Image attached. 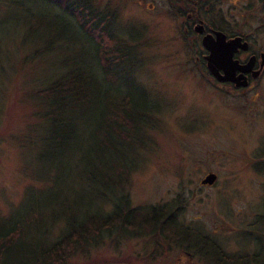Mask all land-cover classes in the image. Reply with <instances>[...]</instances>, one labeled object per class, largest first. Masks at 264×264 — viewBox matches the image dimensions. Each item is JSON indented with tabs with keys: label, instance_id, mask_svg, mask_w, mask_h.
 <instances>
[{
	"label": "rangeland",
	"instance_id": "374dc122",
	"mask_svg": "<svg viewBox=\"0 0 264 264\" xmlns=\"http://www.w3.org/2000/svg\"><path fill=\"white\" fill-rule=\"evenodd\" d=\"M91 2L98 10L109 5L107 0ZM9 5L16 4L0 0V227L5 228L29 205L48 209L49 201L67 198L97 208L102 202L86 194L76 177L82 166L79 153L55 161L59 166L37 161L46 125L40 119L43 101L34 92L51 81L59 69L58 58H28L38 40L50 34L31 38L25 29L28 12ZM42 6L69 22L71 28L62 37L87 40L73 16L51 4ZM116 6L113 32L143 44L139 54L145 65L135 76L143 93L159 107L144 134V148L127 146L126 158L138 168L124 187L128 199L133 207L177 202L179 222L215 239L228 255L253 257L264 247V81L255 95L243 98L204 92L199 76L187 70V52L177 40H168L165 24L158 19L152 23L153 12L147 14L133 0ZM82 47L87 53L88 47ZM211 172L216 181L199 185ZM109 208L110 204L100 207L106 213ZM22 226V242L45 237L46 245L64 230L57 221L43 237ZM120 237L104 234L98 244L72 250L67 264H209L195 253L185 256L174 241L164 240L155 249L148 235ZM15 255L14 264L25 260ZM249 262L259 264L261 259Z\"/></svg>",
	"mask_w": 264,
	"mask_h": 264
},
{
	"label": "trees",
	"instance_id": "16d2710c",
	"mask_svg": "<svg viewBox=\"0 0 264 264\" xmlns=\"http://www.w3.org/2000/svg\"><path fill=\"white\" fill-rule=\"evenodd\" d=\"M3 1L28 12L25 29L31 38L50 34L38 40V48L28 58H58L55 77L34 92V97L43 101L40 119L46 125L37 161L59 166L58 162L79 153L77 161L82 166L76 177L84 183L86 194L102 202L97 208L67 198L49 201L48 209L29 205L9 227H0V264H14L15 254L25 259L18 264H67L72 250L96 245L104 234L120 239L148 235L155 249L164 240L174 241L189 256L195 253L209 264H249L259 259V264H264V247L253 257L228 255L215 239L179 222L177 202L133 207L128 199L124 187L138 168L135 161L126 158L127 146L144 148L148 140L144 134L159 107L143 93L135 76L145 65L139 54L143 44H136L135 37L125 40L114 34L117 15L105 13L106 8L96 9L91 0H30L29 4L27 0H20L21 4ZM42 4H51L73 16L87 40L62 37L71 28L69 22L46 12ZM83 44L88 47L87 53ZM50 176L55 185V173ZM106 204H110L107 213L100 209ZM57 221L64 230L55 241L44 244L45 232ZM22 224L44 238L22 242Z\"/></svg>",
	"mask_w": 264,
	"mask_h": 264
},
{
	"label": "flooded vegetation",
	"instance_id": "af4514ba",
	"mask_svg": "<svg viewBox=\"0 0 264 264\" xmlns=\"http://www.w3.org/2000/svg\"><path fill=\"white\" fill-rule=\"evenodd\" d=\"M120 1L107 0L105 13L116 14ZM133 3L147 14L153 12L152 23L158 19L165 24L171 35L168 40H177L183 46L189 56L187 70L199 76L204 92L242 98L255 95L264 81V0Z\"/></svg>",
	"mask_w": 264,
	"mask_h": 264
},
{
	"label": "water",
	"instance_id": "95a60500",
	"mask_svg": "<svg viewBox=\"0 0 264 264\" xmlns=\"http://www.w3.org/2000/svg\"><path fill=\"white\" fill-rule=\"evenodd\" d=\"M204 44H205V41L203 40ZM216 178L217 176L214 175L213 172L211 173H207L206 176H204L202 179H201V183L200 184H204V185H208L210 186L213 181H216Z\"/></svg>",
	"mask_w": 264,
	"mask_h": 264
}]
</instances>
